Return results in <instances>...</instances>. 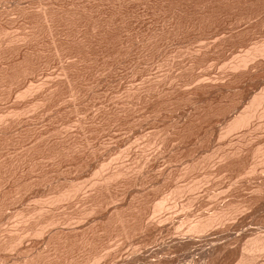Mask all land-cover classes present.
Masks as SVG:
<instances>
[{"label":"rangeland","instance_id":"obj_1","mask_svg":"<svg viewBox=\"0 0 264 264\" xmlns=\"http://www.w3.org/2000/svg\"><path fill=\"white\" fill-rule=\"evenodd\" d=\"M0 2V264H264L245 252L264 238V119L225 130L264 91V0ZM220 209L221 223L188 232Z\"/></svg>","mask_w":264,"mask_h":264},{"label":"bare ground","instance_id":"obj_2","mask_svg":"<svg viewBox=\"0 0 264 264\" xmlns=\"http://www.w3.org/2000/svg\"><path fill=\"white\" fill-rule=\"evenodd\" d=\"M2 1V0H1ZM39 2V1H38ZM57 2V1H56ZM132 2V1H131ZM1 3V2H0ZM18 3V2H17ZM16 3V4H17ZM32 3V2H31ZM73 3V2H72ZM78 3V2H77ZM136 3V2H135ZM143 3V2H142ZM153 3V2H152ZM161 3V2H160ZM12 4V3H11ZM107 4V3H106ZM162 4V3H161ZM10 5V4H9ZM82 5V4H81ZM98 5V4H97ZM14 6V5H13ZM21 6V5H20ZM53 6V5H52ZM83 6V5H82ZM142 6V5H141ZM211 6V5H210ZM3 7V6H2ZM9 7V6H8ZM16 7V6H15ZM18 7V6H17ZM103 7V6H102ZM35 8V7H34ZM43 9H44V7H42ZM70 8V7H69ZM115 8V7H114ZM10 9V8H9ZM8 9V10H9ZM42 9V10H43ZM48 9V8H47ZM97 9V8H96ZM104 9V8H103ZM122 9V8H121ZM154 9V8H153ZM17 10V9H16ZM27 10V9H26ZM163 10V9H162ZM182 10V9H181ZM44 11V10H43ZM84 11V10H83ZM116 11V10H115ZM185 11V10H184ZM13 12V11H12ZM30 12V11H29ZM28 12V13H29ZM38 12H40V11H38ZM45 12V11H44ZM134 12V11H133ZM177 12V11H176ZM36 13V12H35ZM56 13V12H55ZM31 14V13H30ZM177 14V13H176ZM181 14V13H180ZM39 15V14H38ZM115 15V14H114ZM47 16V15H46ZM46 16L45 15H43V18L45 19L46 18ZM117 16V15H116ZM4 17V16H3ZM21 17V16H20ZM49 17V16H48ZM47 17V18H48ZM64 17V16H63ZM172 17V16H171ZM15 18V17H14ZM52 18V17H51ZM123 18V17H122ZM196 18V17H195ZM6 19V18H5ZM25 19V18H24ZM39 19V18H38ZM50 19V18H49ZM74 19V18H73ZM102 19V18H101ZM154 19V18H153ZM10 20V19H9ZM21 20V19H20ZM43 20V19H42ZM77 20V19H76ZM172 20V19H171ZM11 21V20H10ZM23 21V20H22ZM44 21H46V19L44 20ZM47 21H48V19H47ZM66 21V20H65ZM87 21V20H86ZM208 21V20H207ZM15 22V21H14ZM169 22V21H168ZM53 23V22H52ZM57 23V22H56ZM193 23V22H192ZM1 24V23H0ZM16 24V23H15ZM29 24V23H28ZM49 24V23H48ZM19 25V24H18ZM36 26V25H35ZM39 26V25H38ZM47 26V25H46ZM186 26V25H185ZM7 27V26H6ZM12 27V26H11ZM25 27V26H24ZM23 27V28H24ZM232 27V26H231ZM43 28V27H42ZM179 28V27H178ZM37 30V29H36ZM22 31V30H21ZM25 31H26V29H25ZM33 31V30H32ZM163 31V30H162ZM5 32V31H4ZM3 32V33H4ZM7 32V31H6ZM5 32V33H6ZM34 32V31H33ZM156 32V31H155ZM161 32V31H160ZM1 33V32H0ZM91 33V32H90ZM94 33V32H93ZM51 34V33H50ZM149 35V34H148ZM169 35V34H168ZM25 36V35H24ZM29 36V35H28ZM62 36V35H61ZM1 37H3L2 36V34H1ZM6 37H7V35H6ZM13 37V36H12ZM91 37V36H90ZM151 37V36H150ZM20 38V37H19ZM157 38V37H156ZM263 38V37H262ZM62 39V38H61ZM79 39V38H78ZM149 40V39H148ZM156 40V39H155ZM19 41V40H18ZM24 41V40H23ZM159 41V40H158ZM15 42V41H14ZM16 42H17V40H16ZM79 42V41H78ZM263 42V41H262ZM54 43V42H53ZM147 43V42H146ZM258 43V42H257ZM5 44H7V43H5ZM13 44V43H12ZM18 44V43H17ZM36 44V43H35ZM51 44V43H50ZM83 44V43H82ZM249 44V43H248ZM11 45V44H10ZM7 46V45H6ZM17 46V45H16ZM32 46V45H31ZM39 46V45H38ZM172 46V45H171ZM252 46V45H251ZM262 46V45H261ZM1 47V46H0ZM258 47V46H257ZM264 47V46H263ZM193 48V47H192ZM210 48V47H209ZM28 49V48H27ZM67 49V48H66ZM178 49V48H177ZM187 49V48H186ZM215 49V48H214ZM222 49V48H221ZM256 49V48H255ZM217 50V49H216ZM262 50H263V52H264V48H262ZM262 50H260L261 52H259L260 54H262V55H264L263 53H262ZM59 51V50H58ZM119 51V50H118ZM149 51V50H148ZM181 51V50H180ZM184 51V50H183ZM257 51V50H256ZM253 52H254V50H253ZM23 53V52H22ZM41 53V52H40ZM149 53V52H148ZM190 53H191V51H190ZM211 53V52H210ZM245 53V52H244ZM247 53V52H246ZM252 53V52H251ZM251 53H249L250 55H251ZM256 54H258L257 52H255ZM7 54V53H6ZM5 54V55H6ZM18 54V53H17ZM50 54V53H49ZM57 54V53H56ZM195 54V53H194ZM214 54V53H213ZM254 54V53H253ZM252 54V55H253ZM15 55V54H14ZM70 55V54H69ZM244 55V54H243ZM243 55H241V56H243ZM251 55V56H252ZM261 55V56H262ZM39 56V55H38ZM37 56V57H38ZM57 56H58V54H57ZM231 56V55H230ZM234 56H236V55H234ZM240 56V57H241ZM250 56V57H251ZM255 56H257V55H253L252 57H255ZM17 57V56H16ZM129 57V56H128ZM192 57V56H191ZM204 57V56H203ZM237 57V56H236ZM235 57V58H236ZM246 57H248L249 58V55L247 56L246 55ZM239 58V57H238ZM9 59V58H8ZM56 59V58H55ZM78 59V58H77ZM201 59V58H200ZM234 59V58H233ZM241 59V58H240ZM256 59V58H255ZM258 59V58H257ZM33 60V59H32ZM36 60V59H35ZM58 60H60V59H58ZM65 60V59H64ZM69 60V59H68ZM83 60V59H82ZM242 60V59H241ZM250 60V58L249 59H243L242 61H244V62H240L239 63V68L238 69H241L240 67V65H243L244 63H245V61H249ZM263 60V59H262ZM14 61V60H13ZM74 61V60H73ZM256 61V60H255ZM255 61H253V62H255ZM21 62V61H20ZM67 62V61H66ZM71 62V61H70ZM192 62V61H191ZM38 63V62H37ZM60 63V62H59ZM82 63V62H81ZM88 63H89V61H88ZM6 64V63H5ZM83 64V63H82ZM212 64V63H211ZM230 64V63H229ZM232 64V63H231ZM252 64V63H251ZM75 65V64H74ZM146 65V64H145ZM223 65V64H222ZM225 65V64H224ZM223 65V66H224ZM228 65V64H227ZM226 65V66H227ZM236 65V66H237ZM245 65V64H244ZM248 65V64H247ZM44 66V65H43ZM80 66V65H79ZM237 66V67H238ZM21 67V66H20ZM231 67V66H230ZM234 67H235V65H234ZM233 67V69H237V67L236 68H234ZM248 67V66H247ZM5 68V67H4ZM16 68V67H15ZM38 68V67H37ZM112 68V67H111ZM253 68V67H252ZM224 69V68H223ZM245 69V68H244ZM22 70V69H21ZM77 70V69H76ZM9 71V70H8ZM20 71V70H19ZM28 71V70H27ZM74 71V70H73ZM230 71V70H229ZM254 71V70H253ZM61 72V71H60ZM63 73H64V71H62ZM133 72V71H132ZM228 72V71H227ZM230 72H232V69H231V71ZM9 73V72H8ZM28 73V72H27ZM39 73V72H38ZM95 73V72H94ZM243 73V72H242ZM50 74V73H49ZM73 74V73H72ZM105 74V73H104ZM64 75H65V73H64ZM140 75V74H139ZM38 76V75H37ZM83 76V75H82ZM92 76V75H91ZM90 76V77H91ZM224 76V75H223ZM24 77V76H23ZM30 77V76H29ZM32 77V76H31ZM229 77V76H228ZM3 78V77H2ZM58 78V77H57ZM64 78V77H63ZM82 78V77H81ZM190 78H191V76H190ZM189 78V79H190ZM193 78V77H192ZM5 79V78H4ZM40 79V78H39ZM38 79V80H39ZM67 79V78H66ZM250 79V78H249ZM20 80V79H19ZM34 80V79H33ZM32 80V81H33ZM44 80V79H43ZM60 80V79H59ZM159 80V79H158ZM206 80V79H205ZM227 80V79H226ZM1 81H2V79H1ZM45 81V80H44ZM84 81V80H83ZM160 81V80H159ZM200 81V80H199ZM204 81V80H203ZM209 81V80H208ZM249 81V80H248ZM35 82V81H34ZM37 82V81H36ZM88 82V81H87ZM106 82V81H105ZM197 82V81H196ZM224 82V81H223ZM12 83V82H11ZM68 83V82H67ZM71 83V82H70ZM170 83V82H169ZM201 83V82H200ZM213 84H214V82H212ZM3 84V83H2ZM38 84V83H37ZM36 84V85H37ZM76 84V83H75ZM97 84V83H96ZM158 84V83H157ZM197 84V83H196ZM198 84H199V82H198ZM225 84V83H224ZM19 85V84H18ZM42 85V84H41ZM47 85V84H46ZM82 85V84H81ZM203 85V84H202ZM254 85V84H253ZM30 86V85H29ZM51 86V85H50ZM55 86V85H54ZM64 86V85H63ZM93 86V85H92ZM91 86V87H92ZM152 86V85H151ZM31 87V86H30ZM39 88L41 87V86H38ZM37 87V88H38ZM79 87V86H78ZM87 87V86H86ZM11 88V87H10ZM25 88V87H24ZM36 88V89H37ZM42 88V87H41ZM45 88V87H44ZM54 88V87H53ZM209 88V87H208ZM28 89H31V88H28ZM57 89V88H56ZM187 89V88H186ZM1 90V89H0ZM19 90V89H18ZM24 90H27V89H24ZM41 90V89H40ZM65 90V89H64ZM75 90V89H74ZM139 90V89H138ZM3 91V90H2ZM31 91V90H30ZM36 91V90H35ZM53 91V90H52ZM69 91H71V90H69ZM77 91V90H76ZM75 91V92H76ZM136 91V90H135ZM157 91V90H156ZM159 91V90H158ZM220 91V90H219ZM225 91V90H224ZM21 92V91H20ZM27 92H29V91H26V93H23V94H27ZM32 92V91H31ZM59 92V91H58ZM194 92H196V91H194ZM34 92H32V94H33ZM36 93V92H35ZM42 93V92H41ZM73 93V92H72ZM94 93V92H93ZM109 93V92H108ZM128 93V92H127ZM138 93V92H137ZM260 93V92H259ZM30 94V93H29ZM28 94V95H29ZM51 94V93H50ZM135 94H136V92H135ZM151 94V93H150ZM165 94V93H164ZM52 95V94H51ZM54 95V94H53ZM90 95V94H89ZM108 95V94H107ZM169 95V94H168ZM175 95V94H174ZM230 95V94H229ZM1 96H2V94H1ZM50 96V95H49ZM134 96V95H133ZM147 96V95H146ZM158 96V95H157ZM187 96V95H186ZM212 96V95H211ZM256 96V95H255ZM21 97V96H20ZM32 97V96H31ZM30 97V98H31ZM69 97V96H68ZM26 98V97H25ZM40 98V97H39ZM49 98V97H48ZM62 98V97H61ZM137 98V97H136ZM147 98V97H146ZM209 98V97H208ZM17 99V98H16ZM64 99V98H63ZM71 99V98H70ZM140 99V98H139ZM186 99V98H185ZM207 99V98H206ZM27 100V99H26ZM29 100V99H28ZM45 100V99H44ZM72 100V99H71ZM75 100V99H74ZM182 100V99H181ZM95 101V100H94ZM128 101V100H127ZM224 101V100H223ZM6 102V101H5ZM18 102V101H17ZM36 102V101H35ZM39 102V101H38ZM45 102V101H44ZM220 102V101H219ZM74 103V102H73ZM147 103V102H146ZM149 103H151V102H149ZM37 104V103H36ZM60 104V103H59ZM124 104V103H123ZM216 104V103H215ZM40 105V104H39ZM81 105V104H80ZM84 105V104H83ZM134 105V104H133ZM154 105V104H153ZM124 106V105H123ZM143 106V105H142ZM160 106V105H159ZM247 106H249L248 108H247ZM246 106V109L244 110V111H242V112H240V113H238V114H235L234 116H233V118L230 120V122L227 124V127H226V133H228V134H231L230 132H235L236 130H242V128H246L248 125H249V122L251 121V119L252 118H254L255 116H259L260 118H263L264 119V91H263V93L262 94H260V95H258V96H256V97H254L253 98V100L248 104ZM37 107V106H36ZM43 107V106H42ZM52 107V106H51ZM132 107V106H131ZM135 107V106H134ZM149 107V106H148ZM30 108V107H29ZM75 108V107H74ZM93 108V107H92ZM119 108V107H118ZM130 108V107H129ZM136 108V107H135ZM172 108V107H171ZM33 109V108H32ZM42 109V108H41ZM66 109V108H65ZM211 109V108H210ZM22 110V109H21ZM29 110V109H28ZM235 110V109H234ZM29 111H31V110H29ZM109 111V110H108ZM239 111V110H238ZM8 112V111H7ZM36 112V111H35ZM118 112V111H117ZM130 112V111H129ZM233 112H235V111H233ZM16 113V112H15ZM19 113V112H18ZM75 113H76V111H75ZM10 114V113H9ZM24 114V113H23ZM77 114V113H76ZM75 114V115H76ZM101 114V113H100ZM121 114V113H120ZM120 114H118V115H120ZM138 114V113H137ZM140 114H141V112H140ZM161 114V113H160ZM165 114V113H164ZM234 114V113H233ZM5 115V114H4ZM16 115V114H15ZM45 115V114H44ZM2 116V115H1ZM11 116V115H10ZM48 116H49V114H48ZM58 116V115H57ZM135 116V115H134ZM187 116V115H186ZM5 117H6V115H5ZM8 117V116H7ZM16 117V116H15ZM50 117V116H49ZM61 117V116H60ZM173 117V116H172ZM200 117V116H199ZM13 118H14V115H13ZM22 118H23V116H22ZM53 118V117H52ZM153 118V117H152ZM186 118V117H185ZM4 119V117L2 118V119H0V121H2ZM8 119H10L9 117H8ZM39 119V118H38ZM51 119V118H50ZM147 119V118H146ZM169 119V118H168ZM258 119V118H257ZM262 119V120H263ZM5 120V119H4ZM13 120V119H12ZM77 120V119H76ZM228 120V119H227ZM253 120V119H252ZM15 121V120H14ZM24 121V120H23ZM100 121V120H99ZM259 121H260V119H259ZM5 122V121H4ZM11 122V121H10ZM21 122V121H20ZM25 122V121H24ZM65 122V121H64ZM87 122V121H86ZM182 122V121H181ZM264 122V121H263ZM92 123V122H91ZM178 123V122H177ZM4 124V123H3ZM76 124V123H75ZM129 124V123H128ZM254 124H256V123H254ZM262 124V123H261ZM22 125V124H21ZM28 125V124H27ZM32 125V124H31ZM53 125V124H52ZM263 125V124H262ZM3 126V125H2ZM20 126V125H19ZM33 126V125H32ZM57 126V125H56ZM77 126V125H76ZM78 126H80V125H78ZM98 126V125H97ZM108 126V125H107ZM217 126V125H216ZM110 127V126H109ZM19 128V127H18ZM104 128V127H103ZM156 128V127H155ZM175 128V127H174ZM248 128V127H247ZM263 128V127H262ZM62 129V128H61ZM214 129V128H213ZM221 129V128H220ZM71 130V129H70ZM79 130V129H78ZM106 130V129H105ZM255 130H257V129H255ZM260 130V129H259ZM12 131V130H11ZM41 131V130H40ZM103 131V130H102ZM108 131V130H107ZM171 132V131H170ZM222 132V131H221ZM241 132V131H240ZM15 133V132H14ZM33 133V132H32ZM37 133V132H36ZM67 133V132H66ZM142 133V132H141ZM156 133V132H155ZM164 133V132H163ZM220 133V132H219ZM219 133H218V135H219ZM236 133V132H235ZM235 133H234V135H235ZM16 134V133H15ZM94 134V133H93ZM150 134V133H149ZM168 134V133H167ZM227 134V135H228ZM239 134V133H238ZM242 134V133H241ZM262 134V133H261ZM4 135V134H3ZM2 135V136H3ZM148 135V134H147ZM160 135V134H159ZM173 135V134H172ZM225 135V134H224ZM232 135V134H231ZM253 135V134H252ZM251 135V136H252ZM16 136V135H15ZM48 136V135H47ZM223 136V135H222ZM238 136V135H237ZM18 137V136H17ZM51 137H53V136H51ZM50 137V138H51ZM80 137V136H79ZM196 137V136H195ZM220 137V136H219ZM218 137V138H219ZM244 137V136H243ZM12 138V137H11ZM33 138V137H32ZM154 138V137H153ZM166 138V137H165ZM223 138V137H222ZM224 138H225V136H224ZM36 139V138H35ZM98 139V138H97ZM158 139V138H157ZM167 139V138H166ZM74 140V139H73ZM213 140V139H212ZM221 140V139H220ZM226 140V139H225ZM233 140V139H232ZM11 141V140H10ZM39 141V140H38ZM214 141V140H213ZM217 141H219V140H217ZM256 141V140H255ZM139 142V141H138ZM212 142V141H211ZM232 142V141H231ZM242 142H243V140H242ZM63 143V142H62ZM87 143V142H86ZM94 143V142H93ZM133 143V142H132ZM254 143V142H253ZM41 144V143H40ZM150 144V143H149ZM153 144H154V142H153ZM157 144V143H156ZM251 144V143H250ZM15 145V144H14ZM34 145V144H33ZM86 146H87V144H85ZM89 145V144H88ZM132 145V144H131ZM174 145V144H173ZM226 145V144H225ZM31 146V145H30ZM45 146V145H44ZM98 146V145H97ZM101 146V145H100ZM155 146V145H154ZM246 146V145H245ZM80 147V146H79ZM102 147V146H101ZM111 147V146H110ZM31 148V147H30ZM33 148V147H32ZM72 148H74V147H72ZM81 148V147H80ZM146 148V147H145ZM159 148V147H158ZM181 148V147H180ZM226 148H228V147H226ZM242 148V147H241ZM258 148V147H257ZM26 149V148H25ZM103 149V148H102ZM117 149V148H116ZM6 150V149H5ZM10 150V149H9ZM24 150V149H23ZM60 150V149H59ZM77 150V149H76ZM83 150V149H82ZM94 150V149H93ZM111 150V149H110ZM123 150V149H122ZM175 150V149H174ZM256 150H259V149H256ZM263 150V149H262ZM21 151V150H20ZM224 151V150H223ZM237 151V150H236ZM10 152V151H9ZM31 152V151H30ZM72 152V151H71ZM91 152H93V151H91ZM148 152V151H147ZM172 152V151H171ZM232 152V151H231ZM252 152V151H251ZM260 152V151H259ZM263 152V151H262ZM261 152V153H262ZM56 153V152H55ZM63 153V152H62ZM100 153H102V152H100ZM115 153V152H114ZM220 153V152H219ZM239 153V152H238ZM257 152L255 151V154H256ZM20 154V153H19ZM34 154V153H33ZM79 154V153H78ZM99 154V153H98ZM107 154V153H106ZM195 154V153H194ZM197 154V153H196ZM260 154V153H259ZM13 155V154H12ZM45 155V154H44ZM68 155V154H67ZM76 155V154H75ZM81 155V154H80ZM88 155H89V153H88ZM120 155V154H119ZM146 155V154H145ZM230 155H232V154H230ZM264 155V154H263ZM22 156V155H21ZM40 156V155H39ZM70 156V155H69ZM110 156V155H109ZM115 156H117V154L115 155ZM122 156V155H121ZM195 156V155H194ZM221 156V155H220ZM257 156V155H256ZM57 157V156H56ZM151 157V156H150ZM193 157V156H192ZM191 157V158H192ZM207 157V156H206ZM239 157V156H238ZM262 157V156H261ZM65 158V157H64ZM69 158V157H68ZM94 158V157H93ZM102 158V157H101ZM109 158V157H108ZM127 158V157H126ZM221 158V157H220ZM262 158H264V157H262ZM36 159V158H35ZM120 159V158H119ZM128 159V158H127ZM253 159V158H252ZM9 160V159H8ZM102 161H104L103 159H101ZM112 160H114V159H112ZM117 160V159H116ZM122 160V159H121ZM197 160V159H196ZM259 160V159H258ZM101 161V162H102ZM115 161V160H114ZM137 161V160H136ZM201 161V160H200ZM207 161V160H206ZM5 162V161H4ZM35 162V161H34ZM42 162V161H41ZM220 162V161H219ZM226 162V161H225ZM261 162V161H260ZM65 163V162H64ZM133 163V162H132ZM251 163V162H250ZM21 164V163H20ZM38 164V163H37ZM44 164V163H43ZM54 164V163H53ZM57 164V163H56ZM109 164V163H108ZM126 164V163H125ZM184 164H186V163H184ZM214 164V163H213ZM110 165V164H109ZM134 165V164H133ZM151 165V164H150ZM207 165V164H206ZM218 165V164H217ZM253 165V164H252ZM259 165V164H258ZM262 165H264V164H262ZM6 166V165H5ZM47 166V165H46ZM61 166V165H60ZM123 166V165H122ZM192 166V165H191ZM71 167V166H70ZM100 167V166H99ZM104 167H106V166H104ZM121 167V166H120ZM131 167V166H130ZM138 167V166H137ZM186 167V166H185ZM195 167H196V165H195ZM210 167V166H209ZM25 168V167H24ZM59 168V167H58ZM73 168V167H72ZM125 168V167H124ZM256 168H258V166L256 167ZM264 168V167H263ZM29 169V168H28ZM105 169V168H104ZM107 170H108V168H106ZM114 169V168H113ZM206 169V168H205ZM210 169V168H209ZM41 170V169H40ZM92 170V169H91ZM103 170V169H102ZM118 170V169H117ZM120 170H121V168H120ZM130 170V169H129ZM214 170V169H213ZM218 170V169H217ZM239 170V169H238ZM255 170V169H254ZM34 171V170H33ZM132 171V170H131ZM141 171V170H140ZM151 171V170H150ZM206 171V170H205ZM63 172V171H62ZM123 172V171H122ZM134 173H135V171H133ZM153 172V171H152ZM210 172V171H209ZM238 172V171H237ZM247 172V171H246ZM254 172V171H253ZM39 173V172H38ZM105 173V172H104ZM121 173V171L117 174V175H119ZM175 173V172H174ZM197 173H198V171H197ZM204 173H206V172H204ZM252 173V172H251ZM260 173H262L263 174V172H260ZM76 174V173H75ZM106 174V173H105ZM125 174H127V172L125 173ZM133 174V173H132ZM179 174V173H178ZM246 174V173H245ZM245 174H244V176H245ZM254 174H255V172H254ZM21 175V174H20ZM96 175H97V173H96ZM161 175V174H160ZM172 175V174H171ZM186 175V174H185ZM192 175V174H191ZM249 175V174H248ZM93 176H94V174H93ZM98 176V175H97ZM101 176V175H100ZM103 176V175H102ZM110 176V175H109ZM113 176V178H114V175H112ZM111 176V177H112ZM119 176H121V174L119 175ZM183 176V175H182ZM200 176V175H199ZM209 176V175H208ZM223 176V175H222ZM41 177V176H40ZM82 177V176H81ZM177 177V176H176ZM206 177V176H205ZM212 177V176H211ZM236 177V176H235ZM242 177V176H241ZM246 177V176H245ZM250 177V176H249ZM248 177V178H249ZM32 178H33V176H32ZM67 178V177H66ZM106 178H108L109 179V181L110 180H112L113 178H111L110 179V177H106ZM181 178V177H180ZM223 178V177H222ZM58 179V178H57ZM61 179V178H60ZM75 180H76V178H74ZM95 179H96V176H95ZM122 179H124V178H122ZM184 179V178H183ZM198 179H200V178H198ZM212 179V178H211ZM21 180V179H20ZM30 180V179H29ZM63 180V179H62ZM106 182H107V180L106 179H104ZM130 180V179H129ZM189 180V179H188ZM204 180V179H203ZM215 180V179H214ZM9 181V180H8ZM65 181V180H64ZM69 181V180H68ZM67 181V182H68ZM115 181H117V180H115ZM139 181V180H138ZM145 181H146V179H145ZM196 181V180H195ZM208 181V180H207ZM234 181V180H233ZM249 181V180H248ZM1 182V181H0ZM55 182V181H54ZM58 182V181H57ZM81 182V181H80ZM98 182V181H97ZM111 182V181H110ZM172 182V181H171ZM174 182H176V181H174ZM185 182V181H184ZM236 182V181H235ZM239 182V181H238ZM5 183H7V182H5ZM43 183V182H42ZM66 183V182H65ZM96 183V182H95ZM101 183V182H100ZM178 183V182H177ZM187 183V182H186ZM195 183V182H194ZM209 183V182H208ZM208 183H206V184H208ZM248 183V182H247ZM51 184V183H50ZM70 184V183H69ZM84 184V183H83ZM88 184V183H87ZM103 184V183H102ZM4 185V184H3ZM8 185V184H7ZM14 185V184H13ZM46 185V184H45ZM94 185V184H93ZM178 185V184H177ZM186 185V184H185ZM209 185V184H208ZM242 185V184H241ZM24 186V185H23ZM34 186V185H33ZM48 186V185H47ZM73 186H74V184H73ZM115 186V185H114ZM122 186V185H121ZM83 187V186H82ZM91 187V186H90ZM134 187V186H133ZM187 187V186H186ZM186 187H184V188H186ZM194 187V186H193ZM199 187V186H198ZM232 187H233V185H232ZM253 187V186H252ZM263 187V186H262ZM56 188V187H55ZM80 188V187H79ZM106 188V187H105ZM129 188H131V187H129ZM136 188V187H135ZM155 188V187H154ZM34 189V188H33ZM38 189V188H37ZM46 189V188H45ZM74 189V188H73ZM73 189H69V191L68 190H66V191H64L63 193H62V191L61 192H58V193H60V194H58V196L56 197V198H54V199H56V200H60V201H64L65 199H68L69 200V197H71V196H73L72 195V193H73V191H71V190H73ZM145 189V188H144ZM151 189H152V187H151ZM186 189H188V188H186ZM194 189V188H193ZM197 189V188H196ZM262 189V188H261ZM264 189V188H263ZM58 190V189H57ZM79 189H77V191H78ZM87 190V189H86ZM107 190V189H106ZM169 190V189H168ZM179 190V189H178ZM258 190V189H257ZM76 191V192H77ZM100 191H102V190H100ZM116 191V190H115ZM182 191H183V189H182ZM191 191H192V189H191ZM191 191H190V193H191ZM197 191V190H196ZM228 191V190H227ZM245 191V190H244ZM6 192V191H5ZM15 192V191H14ZM40 192V191H39ZM85 192V191H84ZM126 192V191H125ZM144 192V191H143ZM171 192V191H170ZM50 193V192H49ZM75 193V192H74ZM124 193V192H123ZM138 193H140V192H138ZM137 193V194H138ZM162 193V192H161ZM181 193V192H180ZM179 193V194H180ZM199 193V192H198ZM243 193V192H242ZM262 193V192H261ZM2 194V193H1ZM24 194V193H23ZM29 194V193H28ZM77 194V193H76ZM81 194V193H80ZM102 194V193H101ZM168 194V193H167ZM182 194V193H181ZM254 194V193H253ZM256 194V193H255ZM88 195V194H87ZM175 195V194H174ZM176 195H178V194H176ZM190 195V194H189ZM5 196V195H4ZM38 196V195H37ZM54 196V195H53ZM76 196V195H75ZM84 196V195H83ZM92 196V195H91ZM117 196V195H116ZM140 196V195H139ZM215 196V195H214ZM229 196V195H228ZM2 197V196H1ZM17 197V196H16ZM40 197V196H39ZM149 197V196H148ZM163 197V196H162ZM196 197H197V195H196ZM212 197V196H211ZM217 197V196H216ZM86 198V197H85ZM155 198V197H154ZM164 198H166V197H164ZM168 198V197H167ZM194 198V197H193ZM215 198V197H214ZM31 199V198H30ZM29 199V200H30ZM122 199V198H121ZM153 199V198H152ZM176 199V198H175ZM195 199V198H194ZM13 200V199H12ZM33 200V199H32ZM35 200H37V199H35ZM39 200V199H38ZM47 200V199H46ZM50 200V199H49ZM56 200H54V202H56ZM112 200V199H111ZM161 200V199H160ZM166 200V199H165ZM164 200V201H165ZM240 200V199H239ZM43 201V200H42ZM59 201V202H60ZM87 201V200H86ZM96 201V200H95ZM110 201V200H109ZM117 201V200H116ZM131 201V200H130ZM168 201V200H167ZM178 201H179V199H178ZM190 201V200H189ZM214 201V200H213ZM222 201V200H221ZM224 201V200H223ZM238 201V200H237ZM9 202V201H8ZM32 202V201H31ZM36 202V201H35ZM45 202V201H44ZM49 202V201H48ZM84 202V201H83ZM106 202V201H105ZM114 202V201H113ZM112 202V203H113ZM159 202H161V201H159ZM166 202V201H165ZM220 202V201H219ZM30 203V202H29ZM43 203V202H42ZM53 203V202H52ZM140 203V202H139ZM156 203V202H155ZM195 203V202H194ZM193 203V204H194ZM263 203V202H262ZM32 204H33V202H32ZM35 204V203H34ZM45 204H47V203H45ZM51 204V203H50ZM61 204H63V203H61ZM114 204V203H113ZM164 205V202L163 203H160V205L159 204H157V208H155V210H157L156 212H159L160 210H162L163 208H164V206L166 205ZM197 204H198V202H197ZM227 204V203H226ZM231 204V203H230ZM28 205V204H27ZM89 205V204H88ZM109 205V204H108ZM140 205V204H139ZM155 205V204H154ZM174 205V204H173ZM180 205H182V204H180ZM222 205V204H221ZM263 205V204H262ZM43 206V205H42ZM85 206V205H84ZM92 206V205H91ZM114 206V205H113ZM121 206V205H120ZM159 206V207H158ZM175 206H177L176 204H175ZM186 206V205H185ZM188 206V205H187ZM186 206V207H187ZM197 206V205H196ZM201 206V205H200ZM231 206V205H230ZM264 206V205H263ZM20 207H21V205H20ZM53 207V206H52ZM76 207V206H75ZM74 207V208H75ZM81 207V206H80ZM97 207V206H96ZM107 207V206H106ZM105 207V208H106ZM116 207V206H115ZM192 207V206H191ZM209 207V206H208ZM211 207V206H210ZM209 207V208H210ZM216 207V206H215ZM240 207V206H239ZM25 208V207H24ZM28 208H30V207H28ZM43 208V207H42ZM64 208V207H63ZM100 208V207H99ZM126 208V207H125ZM135 208V207H134ZM172 208V207H171ZM189 208V207H188ZM34 209V208H33ZM82 209V208H81ZM90 209H92V208H90ZM113 209V208H112ZM124 209V208H123ZM169 209V208H168ZM167 209V210H168ZM175 209V208H174ZM202 209V208H201ZM213 209V208H212ZM211 209V210H212ZM232 209V208H231ZM236 209V208H235ZM240 209V208H239ZM12 210V209H11ZM17 210V209H16ZM27 210V209H26ZM45 210H47V209H45ZM71 210V209H70ZM148 210V209H147ZM153 210V209H152ZM159 210V211H158ZM170 210V209H169ZM184 210H185V208H184ZM188 210V209H187ZM221 210V209H220ZM218 211V213L217 214H214V216L212 215H210V216H205V220H201V219H203V217L200 219V221H196V223L195 222H193V224H191L190 226V229L188 230V229H186V231L188 230V232H190L191 231V233L193 232H196L195 233V235L198 233V232H202V233H204L205 231L207 232V230H205V229H207L209 226L211 227V225H214L213 223H216V222H222L224 219H225V212L226 211H223L224 209H222L221 211ZM238 210V209H237ZM242 210V209H241ZM37 211V210H36ZM40 211V210H39ZM75 211V210H74ZM87 210H85V212H86ZM173 211V210H172ZM203 211V210H202ZM205 211V210H204ZM232 211V210H231ZM230 211V214H232V212ZM253 211V210H252ZM28 212V211H27ZM40 212H42V211H40ZM39 212V213H40ZM58 212V211H57ZM78 212V211H77ZM141 212V211H140ZM152 212H155V211H152ZM188 212V211H187ZM227 212H228V210H227ZM43 213V212H42ZM48 213V212H47ZM75 213V212H74ZM94 213V212H93ZM165 213V212H164ZM167 213H169V212H167ZM174 213V212H173ZM236 213V212H235ZM234 213V214H235ZM7 214V213H6ZM11 214V213H10ZM13 214V213H12ZM31 214V213H30ZM38 214V213H37ZM36 214V215H37ZM55 214V213H54ZM123 214H124V212H123ZM76 215V214H75ZM90 214H88V217H90L89 216ZM91 215H92V213H91ZM101 215V214H100ZM117 215V214H116ZM162 215V214H161ZM164 215V214H163ZM242 215V214H241ZM21 216V215H20ZM56 216V215H55ZM128 216V215H127ZM225 216V217H224ZM233 216V215H232ZM17 217H19V216H17ZM16 217V218H17ZM37 217V216H36ZM94 217V216H93ZM252 217V216H251ZM259 217V216H258ZM27 218V217H26ZM33 218V217H32ZM40 218V217H39ZM58 218V217H57ZM66 218H67V216H66ZM75 218V217H74ZM92 218V217H91ZM111 218V217H110ZM119 218V217H118ZM123 218V217H122ZM128 218V217H127ZM161 218V217H160ZM171 218V217H170ZM224 218V219H223ZM229 218V217H228ZM234 218V217H233ZM261 218V217H260ZM14 219V218H13ZM19 219V218H18ZM60 219V218H59ZM117 219V218H116ZM120 219V218H119ZM148 219V218H147ZM167 219V218H166ZM176 219V218H175ZM199 219V218H198ZM223 219V220H222ZM227 219V218H226ZM12 220V219H11ZM37 220V219H36ZM122 220V219H121ZM151 220V219H150ZM161 220V219H160ZM168 220V219H167ZM167 220H165V221H167ZM179 220V219H178ZM262 220V219H261ZM19 221V220H18ZM38 221V220H37ZM86 221V220H85ZM118 222H119V220H117ZM190 221H191V219H190ZM13 222V221H12ZM14 222H15V220H14ZM29 222V221H28ZM58 222V221H57ZM150 222V221H149ZM157 222H159V221H157ZM170 222V221H169ZM176 222V221H175ZM220 222V223H221ZM228 222V221H227ZM226 222V223H227ZM19 223V222H18ZM34 223V222H33ZM75 223V222H74ZM81 223V222H80ZM94 223V222H93ZM99 223V222H98ZM121 223V222H120ZM162 223V222H161ZM165 223V222H164ZM188 223V222H187ZM195 223V224H194ZM219 223V224H220ZM55 224V221H50V223L48 222V225L46 224L45 226H49V225H54ZM64 224V223H63ZM78 224V223H77ZM83 224V223H82ZM110 224V223H109ZM119 224V223H118ZM189 224V223H188ZM260 224V223H259ZM72 225H74L73 223H72ZM96 225V224H95ZM113 225V224H112ZM124 225V224H123ZM143 225V224H142ZM167 225V224H166ZM217 225V224H216ZM223 225V224H222ZM7 226V225H6ZM10 226V225H9ZM25 226H26V224H25ZM59 226V225H58ZM79 226V225H78ZM90 226H91V224H90ZM109 226V225H108ZM159 226V225H158ZM168 226V225H167ZM166 226V227H167ZM170 226V225H169ZM250 226V225H249ZM254 226V225H253ZM12 227V226H11ZM42 227V226H41ZM44 227V226H43ZM65 227V226H64ZM74 227V226H73ZM76 227V226H75ZM88 227H89V225H88ZM105 227V226H104ZM125 227V226H124ZM224 227V226H223ZM61 228V227H60ZM65 228H67V227H65ZM148 228V227H147ZM219 228V227H218ZM247 228V227H246ZM19 229V228H18ZM45 229V228H44ZM49 229V228H48ZM51 229V228H50ZM68 229H69V227H68ZM82 229V228H81ZM117 229V228H116ZM122 229H123V227H122ZM134 229V228H133ZM211 229V228H210ZM258 229V228H257ZM7 230V229H6ZM42 230V229H41ZM41 230L40 231H37V232H41ZM52 230H54V229H52ZM91 230V229H90ZM99 230V229H98ZM109 230V229H108ZM124 230V229H123ZM159 230V229H158ZM205 230V231H204ZM235 230V229H234ZM26 231V230H25ZM59 231V230H58ZM62 231H63V229H62ZM79 231V230H78ZM77 231V232H78ZM113 231V230H112ZM204 231V232H203ZM44 232H45V230H44ZM68 232V231H67ZM76 232V233H77ZM137 232V231H136ZM146 232V231H145ZM174 232V231H173ZM262 232V231H261ZM23 233V232H22ZM58 233V232H57ZM63 233V232H62ZM62 233H60L59 232V236H60V234H62ZM66 233V232H65ZM65 233L63 234V236L65 235ZM92 233H93V231H92ZM2 234V233H1ZM9 234V233H8ZM14 234V233H13ZM89 234V233H88ZM99 234V233H98ZM126 234V233H125ZM151 234V233H150ZM167 234V233H166ZM250 234V233H249ZM262 234V233H261ZM7 235V234H6ZM17 235V234H16ZM19 235V234H18ZM25 235V234H24ZM43 235V234H42ZM48 235V234H47ZM47 235H45V236H47ZM55 235H57L56 233H55ZM67 235V234H66ZM133 235V234H132ZM174 235V234H173ZM177 235V234H176ZM198 235H199V233H198ZM206 235V234H205ZM29 236V235H28ZM36 236H37V234H36ZM39 236H40V234H39ZM180 236H182V235H180ZM250 236V235H249ZM257 236H259V235H254L253 237L255 238H252L251 240H249V241H251V243L249 244L250 245V247H248L246 244V246L248 247H246V246H244V249H245V247H246V249H245V252H247V250H248V253H256V255L255 256H257V252H260L261 254L262 253H264V246L261 244H259V242H261L262 240H259L260 238H262V237H260L259 236V238L257 237ZM23 237V236H22ZM26 237V236H25ZM30 237V236H29ZM56 237V236H55ZM86 237V236H85ZM132 237V236H131ZM200 237H202V236H200ZM237 237V236H236ZM250 237H252V235L250 236ZM51 238V237H50ZM94 238V237H93ZM114 238H115V236H114ZM126 238V237H125ZM155 238V237H154ZM158 238V237H157ZM177 238V237H176ZM205 238V237H204ZM18 239V238H17ZM32 239V238H31ZM63 239V238H62ZM172 239V238H171ZM175 239V238H174ZM250 239V238H249ZM254 239V240H253ZM262 239H264V238H262ZM19 240V239H18ZM26 240V239H25ZM34 240V239H33ZM58 240V239H57ZM60 240V239H59ZM65 240V239H64ZM84 240V239H83ZM118 240H120V239H118ZM157 240V239H156ZM155 240V241H156ZM177 240V239H176ZM199 240V239H198ZM240 240V239H239ZM9 241V240H8ZM16 241V240H15ZM14 241V242H15ZM20 241V240H19ZM52 241V240H51ZM63 241V240H62ZM152 241V240H151ZM161 241V240H160ZM165 241V240H164ZM2 242V241H1ZM60 242H61V240H60ZM60 242H58V243H60ZM66 242V241H65ZM100 242V241H99ZM122 242V241H121ZM157 242V241H156ZM168 242V241H167ZM193 242V241H192ZM207 242V241H206ZM215 242V241H214ZM248 242V241H247ZM263 242V241H262ZM6 243V242H5ZM10 243V242H9ZM27 243V242H26ZM56 243V242H55ZM116 243H117V241H116ZM119 243V242H118ZM144 243V242H143ZM186 243V242H185ZM184 243V244H185ZM190 243H191V240H189L187 243H186V245H190ZM198 243V242H197ZM249 243V242H248ZM1 244V243H0ZM7 245H8V243H6ZM24 244V243H23ZM53 244H54V242H53ZM108 244H109V242H108ZM112 244V243H111ZM132 244V243H131ZM148 244V243H147ZM156 244V243H155ZM154 244V245H155ZM177 244V243H176ZM226 244V243H225ZM259 244V245H258ZM264 244V243H263ZM4 245V244H3ZM16 245V244H15ZM22 245V244H21ZM83 245V244H82ZM85 245V244H84ZM182 245V244H181ZM185 245V246H186ZM212 245V244H211ZM5 246L6 245H4V247L2 248V247H0V248H2V249H5ZM8 246H10V245H8ZM13 246H14V243H13ZM65 246V245H64ZM74 246V245H73ZM90 246V245H89ZM102 246V245H101ZM104 246V245H103ZM172 246V245H171ZM208 246H210V245H208ZM213 246V245H212ZM19 247V246H18ZM49 247V246H48ZM94 247V246H93ZM138 247V246H137ZM147 247V246H146ZM145 247V248H146ZM162 247V246H161ZM176 247V246H175ZM187 247V246H186ZM219 245H215L212 249V251H208L207 252V255L209 256L211 253H214V251H217V250H220L219 249ZM233 247H235V246H233ZM10 248H11V246H10ZM16 248V247H15ZM142 248V247H141ZM189 248V247H188ZM197 248V247H196ZM220 248H222V247H220ZM13 249V248H12ZM39 249H40V247H39ZM56 249V248H55ZM74 249V248H73ZM81 249V248H80ZM86 249V248H85ZM97 249V248H96ZM113 249H115V248H113ZM113 249H111V250H113ZM117 249V248H116ZM131 249V248H130ZM132 249H134V247L132 248ZM161 249V248H160ZM1 250V249H0ZM46 250V249H45ZM67 250V249H66ZM146 250V249H145ZM182 250V249H181ZM186 250V249H185ZM190 250V249H189ZM8 251V250H7ZM132 251V250H131ZM134 251V250H133ZM168 251V250H167ZM228 251V250H227ZM11 252V251H10ZM110 252V251H109ZM115 252V251H114ZM136 252V251H135ZM142 252V251H141ZM165 252V251H164ZM192 252V251H191ZM219 252V251H218ZM222 252V251H221ZM8 253V252H7ZM11 253H13V252H11ZM57 253V252H56ZM71 253V252H70ZM107 253H108V250H107ZM140 253V252H139ZM216 253V252H215ZM19 254V253H18ZM73 254V253H72ZM104 254V253H103ZM133 254V253H132ZM150 254V253H149ZM175 254V253H174ZM1 255V254H0ZM3 255V254H2ZM8 255V254H7ZM10 255V254H9ZM97 255V254H96ZM114 255V254H113ZM128 255V254H127ZM144 255V254H143ZM155 255V254H154ZM213 255V254H212ZM6 256V255H5ZM12 256V255H11ZM10 256V257H11ZM73 256V255H72ZM106 256V255H105ZM242 256H243V254H242ZM263 256V255H262ZM16 257V256H15ZM28 257V256H27ZM42 257H43V255H42ZM46 257V256H45ZM87 257V256H86ZM108 257V256H107ZM133 257V256H132ZM245 257H247V256H245ZM259 257V256H258ZM18 258V257H17ZM32 258V257H31ZM30 258V259H31ZM44 258V257H43ZM47 258V257H46ZM94 258H96V257H94ZM112 258V257H111ZM110 258V259H111ZM121 258V257H120ZM36 259H39L38 257L36 258ZM99 259V258H98ZM106 259V258H105ZM125 259V258H124ZM140 259V258H139ZM158 259H160V258H158ZM246 259H248V258H246ZM252 259H254L253 257H252ZM40 260H41V258H40ZM40 260H37V261H40ZM60 260V259H59ZM76 260V259H75ZM251 260V259H250ZM9 261V260H8ZM12 261V260H11ZM31 261V260H30ZM29 261V262H30ZM34 261V260H33ZM95 261V260H94ZM129 261V260H128ZM205 261V260H204ZM203 261V262H204ZM241 261V260H240ZM264 261V260H263ZM32 262V261H31ZM35 262V261H34ZM33 262V263H34ZM41 262H43V261H41ZM72 262V261H71ZM98 262H100V260L98 261ZM102 262V261H101ZM117 262V261H116ZM141 262V261H140ZM245 262V261H244ZM248 262V261H247ZM258 262V261H257ZM6 263V262H5ZM32 263V264H33ZM40 263V262H39ZM50 263V262H49ZM92 263H93V259H92ZM91 263V264H92ZM254 263V262H253ZM29 264V263H28ZM31 264V263H30ZM36 264V263H35ZM43 264V263H42ZM46 264V263H45ZM52 264V263H51ZM66 264V263H65ZM99 264V263H98ZM244 264V263H243Z\"/></svg>","mask_w":264,"mask_h":264}]
</instances>
